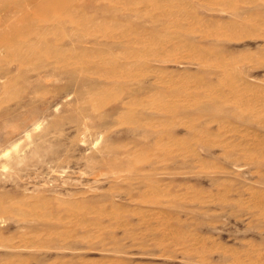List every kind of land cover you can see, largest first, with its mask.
Masks as SVG:
<instances>
[{
	"label": "rangeland",
	"instance_id": "obj_1",
	"mask_svg": "<svg viewBox=\"0 0 264 264\" xmlns=\"http://www.w3.org/2000/svg\"><path fill=\"white\" fill-rule=\"evenodd\" d=\"M65 1L0 41V264H264V0Z\"/></svg>",
	"mask_w": 264,
	"mask_h": 264
},
{
	"label": "bare ground",
	"instance_id": "obj_2",
	"mask_svg": "<svg viewBox=\"0 0 264 264\" xmlns=\"http://www.w3.org/2000/svg\"><path fill=\"white\" fill-rule=\"evenodd\" d=\"M7 1L8 0H0V41H1V43H3V42H10V41H12V36H17V35H15V34H13L12 33V30L14 29V28H16L17 27V25H21V18L22 19H24V18H28V19H32V18H34V19H36V22H39V21H41L42 19H44V18H46V17H48V16H50V12H47V11H45L46 9H44V11H42V12H39V11H37L38 9H40V7L39 6H41L44 2H46V4L47 3H50V4H53L52 6H60V5H62V4H64L66 1L65 0H17L16 2L14 1V3H15V5L13 6V7H7ZM94 2L93 3H96L98 0H93ZM100 1H102V0H100ZM105 1V0H104ZM110 1H112V0H110ZM113 1H119V0H113ZM112 1V2H113ZM133 1H135V0H133ZM126 2V1H125ZM106 3V2H105ZM111 3V2H110ZM116 3V2H115ZM106 4H108V1H107V3ZM105 4V5H106ZM114 4V3H113ZM10 5V4H9ZM51 6V5H50ZM107 6V5H106ZM111 8H112V10H113V7L111 6V5H109ZM27 7L29 8V7H34V8H36L37 10H35V9H33V11H31V10H27ZM49 8V7H48ZM47 8V9H48ZM68 9V8H67ZM2 10H4V13L3 14H1V11ZM26 10V11H25ZM37 11V12H35V11ZM61 10V9H60ZM57 11V13L59 14L58 16H57V18H55L54 19V22H56L57 24L59 23V22H61V21H64V20H66L69 16H73V14H72V12H73V10H68V13L65 11V9H64V11L65 12H61V11ZM41 11V10H40ZM71 11V12H70ZM51 12H53V11H51ZM70 12V13H69ZM28 19H27V21H28ZM33 19V20H34ZM32 23H33V21H31ZM20 23V24H19ZM29 23V22H28ZM24 24V23H23ZM22 24V25H23ZM25 24H26V22H25ZM27 25H30V23L29 24H27ZM27 25H26V27H27ZM20 27V26H19ZM32 27H34L33 25H32ZM31 27V28H32ZM22 28V27H21ZM29 28H30V26H29ZM28 28V29H29ZM18 29V28H17ZM17 29H16V31H13V32H18V31H20V30H18L17 31ZM25 29H27V28H25ZM53 30V27L52 26H49V27H47V31L46 32H48V31H52ZM11 32V33H10ZM21 32V31H20ZM23 28H22V33L21 34H18V35H24V36H26L25 34H23ZM73 32L74 33H78V30L77 29H73ZM74 33H72V32H70L69 34H71V36H72V39L73 38H77V36L74 34ZM78 34H80V33H78ZM81 37H83L84 36V34L83 33H81V35H80ZM22 39H23V37H22ZM74 39V40H75ZM30 54L29 55H33V53H34V55H36V53H35V51H32V50H30V52H29ZM27 56H28V54H27ZM217 66V65H216ZM219 66H221V65H219ZM218 66V67H219ZM217 67V68H218ZM94 110V109H93ZM199 157V156H198ZM239 197V196H238ZM237 197V198H238ZM236 198V197H235Z\"/></svg>",
	"mask_w": 264,
	"mask_h": 264
}]
</instances>
